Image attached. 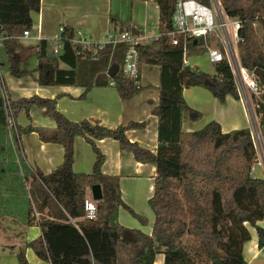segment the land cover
<instances>
[{"label":"trees","instance_id":"obj_1","mask_svg":"<svg viewBox=\"0 0 264 264\" xmlns=\"http://www.w3.org/2000/svg\"><path fill=\"white\" fill-rule=\"evenodd\" d=\"M154 1L158 7V34L136 45L139 65L134 78H126L121 73L122 45L114 50L107 46V54H101L98 46L93 51H82L79 44L72 42V30L64 26L57 53L53 52L56 41H38L34 80L41 86L75 85L80 80L77 75L80 61L87 72H94L101 64L104 73L112 53L109 66L116 63L118 71L111 79L120 98L125 100L143 88L141 66H158V101L151 108V114L158 119L159 142L153 153L127 138L125 132L142 128L143 122L109 128L92 119L69 120L56 109V98L32 95L11 99L15 120L20 110L27 114L36 106L44 108V113L55 122L54 127L17 125L19 136L34 131L40 141L60 145L63 149L62 162L49 173L35 169L24 174L28 214L39 213L41 235L25 242L17 251L19 264H28L26 248L49 264H153L158 253L163 254V264H245L241 250L250 237L247 224L264 219V178L251 175L256 150L250 130L240 128L223 132L218 122L210 121L204 132L188 141L189 148L199 141L206 143V169L189 164L186 161L188 151L180 145L183 114L189 121L201 117L198 110L185 102L183 88L205 87L219 101L228 94L239 98L230 65L226 59L214 63V74H209L184 64L182 44H170L166 35L175 4L180 0ZM197 1L210 3V0ZM219 1L226 15L241 22L238 30L241 41L236 46L240 65L248 70L259 69L261 74L256 73L257 79L264 85V0ZM39 7L40 0H0V32L12 37L29 30L33 23L30 12L38 11ZM255 23L260 26L261 34L256 32ZM199 45H203L200 39L192 41L186 50ZM8 64L11 76L25 74L11 58ZM205 79L211 82L210 86L204 84ZM83 81L85 91L91 83L105 84L102 76ZM260 99L258 113L264 111V88ZM6 134V117L0 100V141ZM75 136L83 137L95 153L90 173L73 171ZM104 138L116 140L119 148L131 152L136 161L156 165L153 193L147 201L154 213L150 234L140 229H127L117 222L116 213L122 207L141 224L147 223L145 217L135 214L122 200L119 176L102 173L104 156L95 140ZM3 146L0 151H4ZM92 184L100 185L102 197L95 201L97 214L91 220L84 218L83 201ZM256 229L260 237L258 246L264 247V230ZM124 230L129 231L130 239L123 237Z\"/></svg>","mask_w":264,"mask_h":264},{"label":"crops","instance_id":"obj_2","mask_svg":"<svg viewBox=\"0 0 264 264\" xmlns=\"http://www.w3.org/2000/svg\"><path fill=\"white\" fill-rule=\"evenodd\" d=\"M129 1L130 6L128 0H40L39 10L30 12L33 23L29 29V36L4 41L2 47H0V55L7 60L11 58L18 69L25 73L21 77H13L9 72L6 74L7 90L12 100L32 95L56 98V109L69 120L92 119L109 128H116L129 122H143L144 126L142 128L128 129L125 134L130 141H135L140 146L155 153L159 142L157 134L158 119L151 114V108L158 101V90L142 89L132 97L122 100L116 88L110 84L112 77L107 75L112 53L107 59L108 64L104 73L101 64L94 72H87L84 64L80 61L77 67V75L79 74L80 80L78 79L75 85L41 86L34 80L38 41L40 39L54 40L59 35L60 27L70 28L74 40L89 42L86 44L91 51L95 50L98 42L103 41L102 39L110 32L108 25L114 27V32H116V29L119 32L133 30L137 35L145 34L149 36L142 43L156 37L154 35L157 34L158 7L155 2L152 0H143V3L138 0ZM125 8H129V10L123 11ZM153 8L156 9V33L147 35L145 26L148 25L149 17L153 15ZM254 26L256 32L261 34V29H257L258 24L255 23ZM6 44L10 47L7 48ZM197 50L196 47L184 52V64H188L192 68L197 66V63H190L187 59L189 54L196 53ZM60 66L65 67L64 64H60ZM142 66L140 69V84L146 85L150 82H141ZM149 66L153 69L152 74L156 78L154 85L157 89L160 76L159 67L156 65ZM95 76H102L105 79V84L91 83L89 89L85 91V81L83 80ZM200 87H186L182 90L185 102L198 110L201 117L196 121H189L186 114H183L180 145L184 151H188L186 161L189 164L199 169H206L207 163L204 159L207 151L206 143L199 141L189 148L188 141L195 139L197 135L204 132L207 124L212 120L219 123L223 132L240 128L250 130L256 124L259 127L260 121L264 123V111L256 112L255 99L253 100L254 107L252 103L248 106L244 98L240 96L234 98L229 94L225 96L223 101H219ZM33 107L29 109L27 114L24 110L17 113L16 126H55L52 117L44 113V108L39 107L40 112H38L39 117H37L38 115L34 113ZM22 114L26 116V123L19 120ZM261 126L264 127V125ZM3 140L2 138L0 145H4ZM262 140L263 150L256 154L251 168V175L258 178H264L263 135ZM13 145L11 158L16 159L18 162L22 161L30 170L38 169L46 174L63 160L62 147L40 141L34 131L21 134ZM95 145L104 156L101 165L102 173L119 176L122 200L135 214L145 217L147 221L143 226L138 218L126 217V210L119 207L117 222L127 229H140L150 234L154 213L148 207L147 201L153 193V179L156 174L155 163L136 161L132 153L120 149L114 139L95 140ZM73 157L74 172H91L95 153L91 145L81 136H75L74 138ZM22 178L24 181V175ZM25 187L27 188V186ZM2 189L5 195L1 192L4 198L0 199V264H19L16 257L17 251L25 242L41 235V228L38 225L39 213L36 212L37 217L34 216V212L28 214L29 197L28 201L26 200L27 203L24 202L20 207L19 200L8 195L7 191L9 190L24 192L25 188H20V184L15 182L5 184ZM86 197L92 198L90 187ZM29 220H31L30 223H28ZM247 227L250 237L243 243L241 250L245 264H264V247L258 246L260 237L256 229L259 227L264 230V219L258 220L253 225L247 224ZM24 253L28 264H49V262L38 258L30 248H26ZM153 264H163L162 253L156 254Z\"/></svg>","mask_w":264,"mask_h":264},{"label":"built area","instance_id":"obj_3","mask_svg":"<svg viewBox=\"0 0 264 264\" xmlns=\"http://www.w3.org/2000/svg\"><path fill=\"white\" fill-rule=\"evenodd\" d=\"M240 26L241 22L239 19L224 13L219 0H210L208 5L197 0H180L175 4L171 16V27L166 35L169 37L170 44H182L184 51H186L187 44L200 39L210 62L217 63L226 59L230 65L239 96L245 97L249 91L255 97V107H258L261 102L260 95L263 92L264 85L258 82L255 71L248 70L239 63L236 46L241 41L238 35ZM62 30L63 28L60 27L59 35L54 39L56 41L53 46L54 53H57L61 47L60 34ZM157 34L154 36H157ZM28 36L29 30H23L22 33L12 37L0 32V47H2L4 41L10 38H27ZM147 37L149 36L145 34L137 35L130 30H122L114 35L108 33L106 39L98 42L97 46L100 49L109 46L114 50L122 45L124 51L120 67L121 73L126 78H134L138 73L139 65V54L136 45L142 43ZM211 39L215 41L212 44L210 42ZM72 42L79 44L82 51L88 49L86 43L89 42L85 40L73 39ZM8 68V60L0 55V100L6 117L7 135L10 139L16 140L19 134L6 85ZM262 75L264 78V73ZM110 84L114 86L113 81ZM250 133L257 154L263 150L262 134L257 124L250 129ZM95 201L92 198H84V218L91 220L96 218L97 208ZM34 216L37 217L38 214L34 212Z\"/></svg>","mask_w":264,"mask_h":264},{"label":"rangeland","instance_id":"obj_4","mask_svg":"<svg viewBox=\"0 0 264 264\" xmlns=\"http://www.w3.org/2000/svg\"><path fill=\"white\" fill-rule=\"evenodd\" d=\"M138 1L140 3H143V0H138ZM128 2H129V6H130V1L128 0ZM129 8H125L123 11H128ZM155 11H156V9H154L152 17H149L150 20L148 21V25L145 26L146 29H147V31H145V33L147 35H150L151 33L152 34L156 33V30H155L156 29L155 28L156 27ZM108 28L110 29V32H109L110 35L111 34L114 35L116 32L117 33L119 32L118 29H116V32H114V30H113L114 27L112 25H108ZM257 29H260L259 25L257 26ZM106 32H105V34H106ZM58 33H59V31H58ZM106 37H104L102 40L104 41L106 39ZM210 42L212 44L215 41L213 39H211ZM197 48H198V50H197L198 52L189 54L187 56V59L190 61V63H197L196 64L197 66H195V68H197L198 71H205L207 73H214V63H212V62H210L208 60L207 55H206V49L204 48V46L203 45H199V46H197ZM152 70L153 69L149 65L142 66V79H141V82L142 83H148V81L150 82L149 84L142 85L143 86L142 89H148V90H152V91L153 90H157L155 85H154L155 84L154 81L156 80V78L152 74ZM200 88H203L204 90H206V92H208V94H211V92L208 91V89H206L205 87H200ZM242 97L245 99V101L247 102L248 106H249V104L252 103V105L254 107L253 100L255 99V97H254V95L252 93H250L248 91L247 95L245 97L244 96H242ZM33 110H35L34 113L38 115L37 117H39V113L38 112H40L39 111L40 108L39 107H33ZM254 110H255V108H254ZM40 114H42V113H40ZM25 117L26 116H24L22 114V115H20L19 120L22 121V123H26L25 122ZM263 125H264V123H263ZM259 128H260V130L262 132L263 126L260 127V124H259ZM2 138H6V141L4 143V146H5L3 148L4 151H0V199L4 198L3 195H2V194L5 193L4 190L2 189L3 186H5V184H9V183H14L15 182L17 184H20V188H23V187L25 188L24 192H21V191L17 192V190H9V191L6 190V191L8 192L9 196H11L12 198H14L16 200H19V204H20L19 206L21 207V205L24 202L27 203V201H28L27 188L25 187L26 186V182L24 183L22 176L24 174H26L27 171H29L30 169L22 161L18 162L16 159L11 158V154L13 152V147L12 146H14L13 144L16 143V140L10 139L8 137V135H7V137H4V136L1 137V139ZM0 147H1V145H0ZM184 158H185V156H184ZM1 192H2V194H1ZM24 209H26V207H24ZM126 212H127L126 213V217H130V218L136 219L132 214L129 213L128 210H126ZM116 219H117V213H116ZM143 226H145V224ZM183 240L187 241V237H184Z\"/></svg>","mask_w":264,"mask_h":264},{"label":"water","instance_id":"obj_5","mask_svg":"<svg viewBox=\"0 0 264 264\" xmlns=\"http://www.w3.org/2000/svg\"><path fill=\"white\" fill-rule=\"evenodd\" d=\"M132 33H135L133 30H131ZM136 34V33H135ZM196 41H194L195 43ZM109 50L107 48H101L100 53L101 54H107ZM118 71V65L116 63H112L107 70V75L110 77H113ZM255 73L261 74V71L259 69L254 70ZM204 84L210 86L211 82L208 79L204 80ZM262 135L264 136V127L262 128ZM90 193L93 200H100L102 197L101 187L99 184H92L90 186ZM124 238H131V235L128 230H124L123 232ZM262 241L264 242V234L262 235Z\"/></svg>","mask_w":264,"mask_h":264}]
</instances>
